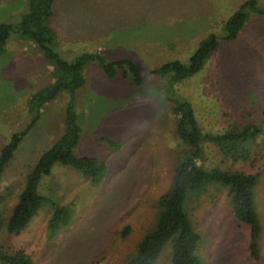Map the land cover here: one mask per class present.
<instances>
[{
    "label": "rangeland",
    "instance_id": "374dc122",
    "mask_svg": "<svg viewBox=\"0 0 264 264\" xmlns=\"http://www.w3.org/2000/svg\"><path fill=\"white\" fill-rule=\"evenodd\" d=\"M243 1L56 0L48 24L60 57L73 60L82 52L101 50L108 60L133 59L142 74L172 60L187 64L206 36L224 35L226 19ZM257 5L264 7V0ZM26 8V0H0V22L15 26ZM84 73L85 85L75 98L81 133L73 152L104 161L107 174L92 185L71 166L54 164L38 186L44 202L19 234L0 226V247H22L34 264H124L151 231L155 201L190 151L175 133L168 98L174 94L191 103L202 133L220 134L229 125L247 123L258 128L247 161H233L211 143L203 144L197 161L202 168L257 175L259 260L249 255V228L234 217L224 186L211 183L188 192L185 209L200 237L197 255L202 264H264V15L251 13L238 37L221 40L202 69L182 82L151 74L134 86L120 71L107 78L94 62ZM56 75L55 62L19 32H10L0 51V148L33 119L32 94ZM68 100L62 91L43 105L40 118L6 166L0 184L4 222L29 167L62 135ZM53 203L66 206L71 220L52 232L47 222ZM125 225L130 230L120 237ZM172 240L153 264H171Z\"/></svg>",
    "mask_w": 264,
    "mask_h": 264
},
{
    "label": "trees",
    "instance_id": "16d2710c",
    "mask_svg": "<svg viewBox=\"0 0 264 264\" xmlns=\"http://www.w3.org/2000/svg\"><path fill=\"white\" fill-rule=\"evenodd\" d=\"M56 0H26L27 8L20 15L19 22L13 26L0 22V51L3 50L10 32L17 31L28 38L45 58L56 64L57 75L53 82L32 94L30 104L35 109L33 119L19 131L11 134L9 140L0 148V184L6 166L14 156L23 138L32 129L44 104L66 91L69 100L65 108L64 131L59 139L44 149L37 161L29 167L22 189L18 192L17 201L4 222L0 214V226L9 234H19L36 214L44 202L38 192L42 176L48 175L54 164L68 165L86 177L92 185L100 183L107 174L104 161L90 156H76L73 152L81 133L75 109L76 93L86 82L84 69L90 62L96 63L107 78H113L118 71L129 83L138 86L147 75L169 76L172 82H182L197 74L210 57L218 49L221 40L234 41L251 13L264 15V7L257 5V0H244L226 19L224 35L221 37L211 33L206 36L191 53L187 64L172 60L140 73L137 63L127 57L108 60L101 50L85 51L73 60L60 57L55 50V33L48 21L53 16V5ZM132 75V76H130ZM169 94V92H167ZM171 113L175 119V133L190 151L174 168L170 184L155 201L156 215L151 231L136 243L125 257L124 264H153L158 258L166 242L172 240L171 264H202L197 255L200 237L185 209V199L190 191L203 190L211 183H219L227 189L234 217L239 223L249 228L248 251L251 258L259 260L260 219L255 203L257 175L242 171H231L220 167L202 168L198 157L203 151L204 143L218 147L221 153L233 161H247L255 142L258 128L247 123L243 126L229 125L220 134L202 133L191 103L183 98L169 94ZM71 220L69 209L53 203L47 228L52 232L68 225ZM130 230L125 225L120 237H125ZM0 264H34L31 255L22 247L3 249L0 247Z\"/></svg>",
    "mask_w": 264,
    "mask_h": 264
}]
</instances>
